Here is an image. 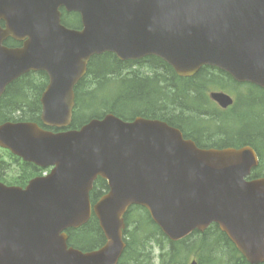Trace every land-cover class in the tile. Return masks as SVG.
<instances>
[{"label":"water","instance_id":"obj_1","mask_svg":"<svg viewBox=\"0 0 264 264\" xmlns=\"http://www.w3.org/2000/svg\"><path fill=\"white\" fill-rule=\"evenodd\" d=\"M60 8L78 12L81 29L61 24ZM1 21L0 96L22 74L44 70L40 118L48 127L70 125L73 88L103 52L155 55L179 76L210 65L264 88V0H0ZM8 37L22 46H3ZM210 95L232 104L226 93ZM0 147L51 167L24 188L0 183V264H117L133 205L171 241L216 223L250 264L264 262V176L247 179L258 165L248 145L199 148L165 122L108 113L60 132L4 122ZM98 177L108 191L91 205ZM92 211L105 242L86 252L69 246L66 230Z\"/></svg>","mask_w":264,"mask_h":264},{"label":"trees","instance_id":"obj_2","mask_svg":"<svg viewBox=\"0 0 264 264\" xmlns=\"http://www.w3.org/2000/svg\"><path fill=\"white\" fill-rule=\"evenodd\" d=\"M61 11V22L64 25L71 28L80 27V17L77 13ZM4 44L9 47L20 45L10 38L5 40ZM148 62L150 75L139 69H130L136 65L141 67ZM128 69L129 71L124 73ZM46 80L44 73H28L12 82L0 98V123L8 120H29L40 123L39 97ZM102 82L107 84V89H113V94L108 97L111 101L104 105L97 96L93 97L89 107L96 101L99 111L91 117L99 118L104 113L111 112L124 120H130L135 115L159 118L177 127L189 126L192 134H195L198 128L203 136L208 135L206 138L210 142L207 145L210 146L250 145L260 158L259 165L252 170L250 179L264 175V89L255 85L237 83L226 73L207 66L202 67L191 78H181L176 76L168 64L154 56L140 61H121L114 54L104 53L90 59L86 75L75 87V108L70 128H78L91 118L79 121L80 109L86 96L97 92ZM228 85L233 86V89L247 87V94L242 96L243 105L239 111L236 108L237 104L228 111L202 112L198 109L206 105L203 88L219 87L225 90ZM254 91L257 92L258 97L253 95ZM237 100L240 105L239 97ZM255 106L260 109L253 108ZM129 109L134 111L131 116L127 111ZM204 114L211 120L210 126L213 129L211 133L196 123ZM252 119H254L253 123ZM242 121L247 123L243 122L244 126L248 127L245 131L236 127ZM226 125L232 126L230 131L233 133L226 129ZM218 127H223V130ZM199 140L201 141V138ZM0 151L20 164L18 172L10 175L9 179H5V175L0 178L5 183L24 186L31 177L43 171L33 164L19 162L17 157L6 150L0 149ZM3 161L0 159V163ZM107 190L106 181L98 178L90 192L91 203H95ZM124 223L123 234L126 245L117 264H146L155 246L158 252V264H187L193 254L198 264H249L215 224L210 225L203 232L195 231L179 241L172 242L163 235L142 207H131L124 216ZM67 234L68 244L82 251L96 249L104 243V236L94 215L83 226L67 230Z\"/></svg>","mask_w":264,"mask_h":264},{"label":"rangeland","instance_id":"obj_3","mask_svg":"<svg viewBox=\"0 0 264 264\" xmlns=\"http://www.w3.org/2000/svg\"><path fill=\"white\" fill-rule=\"evenodd\" d=\"M139 65H136V66H134L133 68H130V69H139L141 72H143V73H148L149 75H150V71H149V66H150V64H142V66L141 67H138ZM148 66V67H147ZM127 71H129V69L128 70H126L124 73H126ZM106 86H107V84L106 83H104V82H102V83H100V89L97 91V92H95L93 95H90V96H86V99L84 100V102H83V105H82V107H81V109H80V112H81V114L79 115V121H84V120H87L88 118H90L92 115H94V114H96V113H98V111H99V106H98V102H92V104H91V108L89 107V104H90V101H91V99L93 98V97H96L97 96V99L98 100H100V101H102L103 102V104L104 105H107V104H109L110 103V101L111 100H109V96H111L112 94H113V89H107L106 88ZM233 86H227V90L229 91V92H231L232 93V90H233ZM106 89H107V91H106ZM246 90V89H245ZM101 91H103L102 93H101ZM230 94V93H229ZM247 94V93H246ZM233 97H235L236 98V95H235V93L234 94H231ZM253 95L255 96V97H258V94H257V92L256 91H254L253 92ZM242 96H246L245 94H240V96H239V101H240V105L238 104L239 102H238V100L236 101V104H237V110L239 111L240 110V107H241V105H243L242 104V99H244V98H242ZM249 98V97H248ZM236 106V105H235ZM245 106H247V105H245ZM253 108H258V109H260L258 106H255V107H253ZM251 109V108H250ZM123 110H124V108H123ZM128 111V114L131 116V115H133L134 114V111H131V109H129V110H127ZM126 111V112H127ZM211 111V110H210ZM202 117V116H201ZM258 120H260V119H258ZM210 119L209 118H205V121H203V123H204V128H209V131H210V133L213 131V129H212V127L211 126H209V124H210ZM248 121H249V119H248ZM255 121H257L256 119H255ZM243 122L244 121H242V122H239L237 125H236V127L238 128V129H241V130H243V131H245L246 130V128H248V127H246V126H244V124H243ZM251 122L253 123L254 122V119H252L251 120ZM212 123H214V121H212ZM244 123H246V122H244ZM247 124V123H246ZM231 127L232 126H230V125H226V129L229 131V132H231V133H233V131H230V129H231ZM218 129H222L223 130V127H218ZM196 131H198V132H200L199 131V129L198 128H196ZM205 134H207V133H205ZM201 138H203L202 139V142H205V143H208V142H210V140H208L206 137L208 136V135H202L201 134ZM217 136V135H216ZM0 154H1V156H0V159H3L4 161L2 162V163H0V169H2V170H0V178L1 177H4V175H5V179H9V176L10 175H14V174H16L17 172H18V170H19V166H20V164H18L17 162H15L14 160H12V159H10L7 155H6V153H4L3 151H0ZM1 171L3 172V173H1ZM150 260L148 259L146 262V264H158V260H159V258H158V252H157V248H156V246L155 247H153L152 248V252L150 253ZM192 259H196V257H195V255L193 254V255H191L190 257H189V259H188V262H187V264L192 260Z\"/></svg>","mask_w":264,"mask_h":264},{"label":"flooded vegetation","instance_id":"obj_4","mask_svg":"<svg viewBox=\"0 0 264 264\" xmlns=\"http://www.w3.org/2000/svg\"><path fill=\"white\" fill-rule=\"evenodd\" d=\"M216 108L218 109L217 106H216ZM194 133H195V134L190 133V134H187V135L189 136V138H191V139L194 140L197 144H199L198 140L202 137V136H201V133L198 132V131H195ZM193 136H194V137H193ZM195 138H196V139H195ZM201 139H203V138H201ZM199 141H200V140H199Z\"/></svg>","mask_w":264,"mask_h":264}]
</instances>
